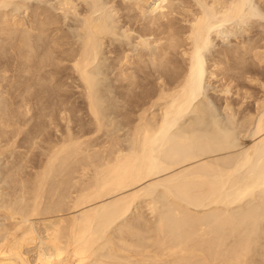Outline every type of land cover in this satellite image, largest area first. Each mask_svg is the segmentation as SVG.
Listing matches in <instances>:
<instances>
[{"label":"bare ground","instance_id":"1","mask_svg":"<svg viewBox=\"0 0 264 264\" xmlns=\"http://www.w3.org/2000/svg\"><path fill=\"white\" fill-rule=\"evenodd\" d=\"M50 1L56 13L50 11V6L49 9L41 6V2L45 5ZM172 1L37 0L34 10L29 13L32 6L29 0H0V9L13 5L14 11L21 10L36 18H32L29 24L24 18L17 17V11H0V33L9 38L3 40L14 45L17 43L19 50L16 53L12 51L15 47L6 44L7 51L11 46L12 57L4 59L6 55L2 53L0 57V65L4 67L0 68L3 70L0 75V163L17 150H14L16 143L31 141L37 144L38 132L33 128L41 121V115L57 116L58 121L65 122L64 132L60 130L61 135L56 134L57 139L51 141L48 148L42 147L46 158L43 160L44 156H39L42 162H39L37 171L33 167L36 172L31 178L24 176L28 153H23L27 156L26 162L23 157V162L16 166L8 159L0 168V181L3 182L0 183V264H264V224L261 220L264 202L242 213L228 210L229 205L254 195L258 189L264 190V95L262 100L259 98L254 114H242L245 116L241 117L242 127H245L242 129H245L244 133L247 131L244 136L250 135L253 143L246 146L242 157L236 159L233 155L219 156L233 150L234 135L230 129L228 132L218 129L216 111L206 104L208 96L205 91L206 85H213L212 78L219 74L217 70L220 72L224 68V60L231 61L230 56H237L240 50L242 52L237 57L240 64L237 65L236 59L232 58L237 65L232 66L241 71L236 69L235 72L227 67L229 73L227 75L225 69L224 77L229 81L226 85L223 83L221 91L229 93L230 82L233 84L238 76L234 78V75L244 72L241 69L245 67L243 62L247 59L246 64L249 63L246 53L251 48L257 49L256 40L257 46L253 44L254 47L247 43L251 39L235 42L241 47H236L239 51L234 50L236 54L230 56L227 51L232 46L227 44L226 49L222 46L219 54L225 57L221 55L223 59L209 58L206 52L217 37L245 35L256 26L257 31L258 27L261 28L257 34L263 41V21H255L254 17L264 18V1L195 0L191 6L188 3L187 6L179 5L184 11L177 16L182 15L181 19L188 22L184 27L178 25L179 32H174L179 30L178 26H173L177 30H171L174 25L173 20L170 23L171 15L168 16V13L172 14L171 8L168 13L161 11L163 7H172ZM175 2V6L178 5ZM124 12L133 21L137 14L145 21L147 13H154V17L150 14L152 17L149 20L146 17V20L151 23V29L156 26L162 31L164 28L160 42L155 39L158 38L154 35L156 32L152 33L155 37L151 34L157 31L155 28L150 34L145 30L150 26L144 28L147 34L141 30L143 34L138 35L140 31H134L131 24L128 26L122 19ZM140 16L139 19L136 17V22L137 19L141 21ZM70 19L74 26L68 28L69 34L64 26ZM53 23L57 26L52 35L51 31L50 34L46 31ZM132 30L137 33L136 37H133ZM150 35L154 41H150ZM116 40L125 41L124 46L133 43L134 50L138 48V51L139 47L149 51L151 42H157L162 46L161 50L168 53L171 44L169 49H176L175 53L170 51L169 54L175 55L177 47H181L182 54L181 50L177 51L183 55L185 60L181 58L186 65L181 71L171 73L170 70L178 66L172 69L170 66L175 62L167 54L168 57L160 54L164 63L159 61L160 66L152 68L156 73L148 71L142 77L147 79L148 75H155L160 79L155 89L147 91L156 99L152 98L149 108L138 113L133 125L129 121L133 127L130 139L121 140L113 133L109 140L105 139L106 143L102 141L95 148L96 142L91 143L92 134L83 138L72 126L71 112L77 108L75 103L67 102L70 93L63 88L68 82L63 77L72 79L77 83L75 86L81 88L88 115L96 126L94 131L99 133L106 128L107 119L102 112L101 75L110 59L108 55L114 54L113 47L109 46L115 44L116 49ZM136 50L137 55L133 58L138 57V60L145 56L141 50ZM122 54L121 64L128 65L126 69L134 73L135 59H131L127 50ZM151 61L152 65L158 62L155 57ZM114 63L109 61L108 65L112 67ZM8 65H13L15 70L8 76L14 82L6 81ZM126 72L125 75H131ZM136 76L134 73L133 77ZM260 83L264 84L263 81ZM137 84L139 89L142 88L143 85ZM131 90L134 96L141 93L134 87ZM231 103L226 97L222 108L228 122L234 125L238 112ZM154 106L158 109L151 110ZM41 126L37 124V130ZM255 155L259 158L257 163L252 161ZM246 166H250V173L237 184L235 174ZM155 194L160 196L159 199Z\"/></svg>","mask_w":264,"mask_h":264},{"label":"rangeland","instance_id":"2","mask_svg":"<svg viewBox=\"0 0 264 264\" xmlns=\"http://www.w3.org/2000/svg\"><path fill=\"white\" fill-rule=\"evenodd\" d=\"M37 1V0H36ZM36 1L35 0H29V2H31L30 4H32V6H30V8H31V10L29 9V13H31V11L32 10H34V7H33V5L34 4H36ZM172 1V0H171ZM174 1L175 0H173L172 2H173V5H172V7L171 6H166V7H163V8H161L162 10L161 11H165V13H168L170 10H169V8H171V11H172V14H171V12L170 13H168V16L169 15H171V16H169L170 17V23L172 22L173 23V21H174V25H171V27H172V29L171 30H173V29H175V30H177V29H179V30H177V31H174V32H179L180 31V26H182V27H184L186 24L188 25V22H184V20H182L181 19V17L180 16H182V15H179V16H177L179 13H183V11L184 10H182L181 8L182 7H180L181 5H184V6H187V5H189V6H191V4L193 3V4H195L194 3V1L195 0H176V4H178V5H176L175 6V4H174ZM178 1H180L179 3H178ZM181 1L182 2H184L185 4H181ZM186 1V2H185ZM255 1V0H254ZM256 1H259V2H261V3H263V1L264 0H256ZM27 2V1H26ZM49 2V1H48ZM47 2V3H48ZM53 2V1H52ZM45 3V2H44ZM186 3H188L187 5H186ZM191 3V4H190ZM260 3V4H261ZM166 4V3H165ZM192 4V5H193ZM46 5V6H45ZM45 5H43V3L41 2V6L42 7H46V8H48L49 6V8H52L53 7V4H51V1H50V4L48 3V4H46L45 3ZM180 5V6H179ZM12 6V7H11ZM8 9H5L7 12H12V13H15L16 11V15H18L17 17L19 18V17H22V18H24L29 24H30V22H31V19L33 18V19H36L35 17H32L31 15V17L30 16H27V14L26 13H24V11H18V10H16V11H14L15 9V6H13V5H11ZM35 6V5H34ZM52 6V7H51ZM178 6H179V8H178ZM264 6V5H263ZM173 7H175V9H176V12H174V8ZM48 8V9H49ZM172 8H173V10H172ZM10 9H11V11H10ZM3 10V11H2ZM4 9H0V11H2L3 13L4 12H6ZM13 10V11H12ZM24 10V9H23ZM55 11L54 13H56V10L54 9V8H52V9H50V11L53 13V11ZM123 11H125L126 13H127V11L126 10H124V8L122 9ZM122 10H121V14L123 15V12H122ZM158 11L160 10V9H157ZM167 10H169L168 12H167ZM178 10V11H177ZM158 11H156V12H158ZM179 11H182V12H179ZM23 12V13H22ZM124 12V17H122V19L124 18V20H126V24L129 26L130 24H131V29H137L136 31L138 32V31H140V33L138 32V35L139 34H143L142 32L143 31H141V30H144V28H147V26H150L151 25V23H149V22H147L148 20H149V17H152L151 15H153V17H154V13L153 14H149V13H147V15L148 16H146V17H148V20H146L147 18L145 17V21H143L142 20V16H140L139 14H137V16H138V19H139V16H140V18H141V21H139L138 19H137V22H136V17H134L135 18V21H133V18H128V17H126L125 16V13ZM133 12V11H132ZM131 12V13H132ZM136 12V11H135ZM174 12V13H173ZM1 13V12H0ZM8 13V15H11V14H9ZM2 14V13H1ZM0 14V17L2 16ZM23 14V15H22ZM136 14V13H135ZM133 15V14H132ZM172 15H173V18H172ZM176 15V16H175ZM174 17H176V19L174 18ZM30 18V19H29ZM126 18V19H125ZM178 18V19H177ZM180 18V19H179ZM255 18H257V19H255ZM259 16H256V17H254V20L256 21V20H261V22L264 24V18H259ZM131 20V22H130V20ZM143 19H144V17H143ZM0 20H2V18H0ZM164 21L165 20H167L166 18H164L163 19ZM173 20V21H172ZM128 21H129V24H128ZM132 21H133V23H132ZM178 23H177V22ZM183 21V22H182ZM39 22H41V20H39ZM74 21L73 20H67V22H66V25L64 26V28L68 31V33H69V29H70V27H71V25L72 24H70V23H73ZM144 22V23H143ZM137 23V24H136ZM142 23V24H141ZM186 23V24H185ZM54 24V23H53ZM74 24V23H73ZM184 24V25H183ZM51 26H52V24H50ZM49 25V31H46V32H48L49 34H50V31H51V34L53 35V32H54V30H55V28L54 27H56L57 26V24H54L52 27ZM141 25H142V27H141ZM146 25V26H145ZM178 25H180V26H178ZM72 26H74V25H72ZM144 26V27H143ZM152 26H155V25H152ZM173 26H178V27H176V28H174ZM48 27V26H47ZM51 27V28H50ZM136 27V28H135ZM69 28V29H68ZM141 28V29H140ZM153 28H155L157 31H155ZM152 29H151V26H150V29H149V27L147 28V29H145L146 31H148V33L150 34V32L151 31H153V32H151V34L153 33L154 34V32H156V34H154L155 36L156 35H158L157 37L158 38H155V39H159L161 36H164V31H163V29H162V27H161V29H162V31L160 30V28H159V30H158V28H156V26L155 27H153ZM51 29V30H50ZM53 29V30H52ZM139 29V30H138ZM256 29V30H255ZM259 29L261 30V28H259L258 27V31H259ZM132 30V31H133ZM134 30V31H135ZM144 30V31H145ZM134 31H133V37H136L137 36V33H134ZM145 31V33L144 34H147V32ZM163 32V35H162V33L161 32ZM254 31V32H253ZM258 31H257V26L255 27V28H253V30L250 32V33H244L245 35H242L243 33H239V34H237V36H236V34H234V36H233V34L232 35H221V36H219V37H217L216 38V40H215V42H214V44L209 48V50L206 52V56L207 57H209V58H213V56H217L218 58H222L223 59V55L222 54H219V51H222L223 50V47H224V49H226L227 47H228V45L229 46H232V48H233V46H235L233 49L232 48H230V47H228L229 49H228V51H227V53H228V56H230V55H234V54H236V53H234V50H237L238 48H240L241 47V45H240V43H239V45L237 44V43H235V42H238V41H241L242 39L243 40H250V42H252V44L250 43V42H247V41H245V42H247L248 44H250V45H252L253 46V44H255V42H254V40H256V42L258 43H256L258 46H259V48H258V46L257 47H255V48H257V49H254V48H251V51H249V53L251 52V55H250V57L248 56V54L246 53V56L248 57V64H246L247 62V59H246V61L245 62H243V63H245L244 65H245V67H242L241 69H243L242 71H244L245 72V70L244 69H246L248 72H238V73H234L233 74V72L232 71H230V74L232 73L233 75H234V78H235V76L236 75H238L237 77H236V80L234 79L233 80V84L230 82V86H232V87H230L229 86V88H231L230 89V91H229V93H225V92H222L221 91V88H223L224 87V85H226L227 83H228V81L225 79V74H224V71H225V69H226V72H227V75H228V73H229V68H231V69H237V68H235L234 66H232V65H235V66H237L238 64H240L239 62H237L238 61V59H237V57H238V54L240 53V51L239 50H237V51H239V53L237 52V51H235V52H237L238 54H237V56H233L232 58L233 59H236V62H237V65L236 64H234V63H236L235 62V60L234 61H232L233 59L231 58V56H230V59H231V61L230 60H228V59H225L224 61H225V64H224V70L222 69L220 72H219V70H217L218 72H217V74L219 75H217L216 77H214V78H212L213 79V81H212V84L213 85H206L205 86V91H206V93H207V96H208V101L206 102V104L209 106V107H211L214 111H216V116L215 117H217L216 118V120H217V126L218 127H220V128H218L219 130H221V128H223V130L225 129V131L226 132H228V130L230 129V131H231V133L234 135H232L230 132V134L233 136L232 137V146H233V150L231 151V152H229V153H221V154H219V156H222V155H233L236 159L237 158H240V157H242V155H243V151H244V149L246 148V146H249V144H252L253 143V138L249 135H247V137L246 136H244L246 133H247V131H246V133H244V131H245V129H242V128H245V127H242V124H243V117H245V116H247V114L248 113H255L256 112V110H257V102H259L260 101V99L262 100V96L264 95V90H263V87H264V84L262 85L260 82L261 81H263V83H264V55H263V53H264V36H263V38H261L263 41H261L260 39H259V37H258ZM159 32V33H158ZM264 32V31H263ZM2 33H4V32H2ZM172 33H173V31H172ZM260 33V32H259ZM70 34V33H69ZM152 34V35H153ZM175 34V33H174ZM173 34V35H174ZM242 36H241V35ZM247 34V35H246ZM152 35H150L152 38H151V40L150 41H154L155 39H154V37L152 36ZM241 37H240V36ZM7 35L6 34H4L3 36L1 35V33H0V37H4V38H2V39H0V48H2V49H0V57H1V53H2V55L4 54V55H6L5 56V58L4 59H11L10 57H12V54H11V52H10V49H11V46L14 48V50H12V51H18L19 52V50L16 48L17 46H16V44L17 43H15V45L14 44H11V43H9V42H7L6 40H3V39H5V38H8V36L6 37ZM175 36H177L176 34H175ZM227 36V37H226ZM50 38L52 39V37L50 36ZM49 38V39H50ZM239 38V39H238ZM50 39V40H51ZM163 39V38H162ZM8 40H9V38H8ZM259 40V41H258ZM3 41V42H2ZM5 41V42H4ZM163 42L165 41L164 39L162 40ZM122 41H117L116 40V44H117V46H116V49L114 48L115 47V44L114 45H112V46H109V47H113V49H112V51L114 52V56L110 53L109 55H108V59L109 60H107L108 61V63H109V61H111V63L113 64L114 62V65H112V67L111 66H109L108 65V63H107V65L105 66L106 68H104V73L101 75V81H102V84H101V89L103 90H101V92H103L102 94H103V96H102V98H103V103L104 104H102V112H104L103 114L105 115V122H106V128H107V130H106V128H104L103 130H101V131H99V133H97V132H95L94 131V129L96 128V126H95V124L91 121V117L88 115V112H87V109H86V105H85V103L83 102V96H82V94H80V90H81V88H77L76 86H75V84H77V83H74L73 81H72V79H69V78H67L66 76H64L63 78H64V80H67L68 82L65 84V85H63V88H65V89H67L68 91V93H70V97L68 98V100H67V102L70 104V101H71V103L72 104H74V106L77 108L76 109V111H74L73 113L71 112V114H72V118H73V122H72V126H74L73 128L79 133V135L81 136V137H83V138H86L87 137V134L91 137V134H92V139H91V143H93L94 144V141L96 142L95 144H97V145H95V146H97V147H95L93 144L91 145V146H94L95 148H98L101 144H100V142H102V141H104L105 142V139H108L109 140V137H111L112 135H110V134H116L117 136H120L121 137V140H128V139H130V136H131V133H132V130H133V127H132V125L134 124V122H136V119H137V116H138V113L139 112H141L144 108L146 109V107L147 108H149V105H150V103H152V100L154 99H156V98H154V96L155 95H150L147 91H150V90H152V89H155L157 86H158V82H159V80L160 79H157L156 78V76L155 75H148V78L147 79H144V78H142L144 75H145V73L146 72H150L151 73V71L152 72H154V73H156L155 71H154V69H155V67H157V66H160L159 65V63L160 62H162V63H164L163 61H161L162 60V57L163 56H161L160 54H162V55H166L169 59H171L172 61H174L175 63L172 65V66H170L172 69L174 68L173 66H178L176 69H174L173 71L172 70H170V72L171 73H175L176 71H181V68H182V66H185L186 64H184L185 62H184V57H183V55H181L182 57H183V59L181 58V56H180V51L178 52L177 50L179 49V50H181V54H182V49H180L179 47H177L178 49L176 50V54L179 56H177V55H175L174 53H175V49L173 48V50H171V49H169V48H172L171 47V44L170 43H168V44H170V47H168L167 48V50H168V53L166 52V51H164V50H161L162 49V46L161 45H157V42L155 43H152L151 42V45L152 46H150V50L149 51H145V50H143V49H141L140 47H139V49L142 51V53H143V55H145V56H143L141 59H138L137 60V58H133L132 56H134L135 57V55H137V52H135V50L136 51H138V48H136L135 50H134V48H133V43L131 44V45H128V44H126V46H124L123 45V43L125 42V41H123L122 43H121ZM158 42H160V39L158 40ZM171 42V41H170ZM261 42H262V44H261ZM4 44V46L6 45V44H11V46H9V51H7V48L8 47H6V48H4V46L2 47V45ZM51 44V46H54L52 43H50ZM50 44H48V45H50ZM119 44H121V47L123 48H121L120 47V45ZM154 44V45H153ZM228 44V45H227ZM236 45H238V46H236ZM254 45V46H255ZM120 48H119V47ZM131 46V48H129ZM158 48H157V47ZM223 46V47H222ZM227 46V47H226ZM253 46V47H254ZM125 47L127 48V49H125ZM158 50L159 48V50L158 51H155L156 49ZM236 47H238L237 49H236ZM51 49H54V47H50ZM110 48V49H111ZM119 48V49H118ZM183 48V47H182ZM221 48H222V50H221ZM3 49L5 50L4 52H3ZM57 49V48H56ZM55 49V50H56ZM121 49V50H120ZM219 49V50H218ZM233 51H232V50ZM124 50V51H123ZM125 50H127L128 52H129V55L132 57L131 59L132 60H136V61H138V62H136L135 60H134V62H135V76H136V74H137V76L136 77H133V74L134 73H132L133 72V70L130 72V70L131 69H129V70H127L128 69V65H126L127 66V69H126V66H124L123 64H121V62H122V60H121V57H123V56H121V55H124V54H122V53H124L125 52ZM130 50V51H129ZM131 50H133V51H131ZM139 50V51H140ZM217 50V51H216ZM231 50V52H232V54H231V52H229ZM17 51H16V53H17ZM41 51V50H40ZM117 51V52H116ZM138 51V52H139ZM144 51V52H143ZM151 51V52H150ZM170 51H173L174 53L172 54V52H171V54H169V52ZM216 51V52H215ZM252 51H253V53H252ZM9 52V53H8ZM121 52V53H120ZM130 52H132L131 54H133V55H131L130 54ZM162 52H164V53H162ZM166 52V53H165ZM218 52V53H217ZM242 52V51H241ZM260 52V55H258L257 53H259ZM7 53V54H6ZM116 53V54H115ZM153 53V55H151ZM156 53V54H155ZM215 53V54H214ZM230 53V54H229ZM234 53V54H233ZM255 53V54H254ZM261 53H262V55H261ZM54 54V53H53ZM107 54H108V52H107ZM117 54H118V56H117ZM119 54H120V56H119ZM159 56H158V55ZM217 54V55H216ZM10 55V56H9ZM50 55V54H49ZM48 55V56H49ZM111 55H112V57H111ZM117 56V58H118V60H117V58H116V56ZM171 55V56H170ZM173 55V56H172ZM175 55V56H174ZM218 55H222L221 57H219ZM255 55V56H254ZM256 55H258V56H256ZM51 56H52V54H51ZM54 57H55V61H56V56L55 55H53ZM147 56H148V58H147ZM160 56H161V59H160ZM263 56V57H262ZM146 57V58H145ZM153 57H155L156 58V61H158V62H154V63H156V64H153L152 65V61H151V58H153ZM159 57V58H158ZM171 57V58H170ZM259 57H261V58H259ZM130 58V57H129ZM150 58V59H149ZM166 58V57H165ZM167 58V59H168ZM174 58H176V59H174ZM225 58V57H224ZM23 59V58H22ZM146 59H147V61H146ZM263 61H262V60ZM121 60V61H120ZM163 60H164V57H163ZM209 60V59H208ZM226 60H228L227 61V63L229 64V65H227L226 66ZM240 60V59H239ZM139 61H141V62H139ZM160 61V62H159ZM165 61H166V59H165ZM178 61V62H177ZM182 61V65L180 64V62ZM229 61H230V63H229ZM262 61V62H261ZM120 62V63H119ZM187 62V61H186ZM234 62V63H233ZM12 63V62H11ZM140 63V64H139ZM177 63V64H176ZM211 63V62H210ZM122 66H121V65ZM137 64H139V66H137ZM148 66H147V65ZM179 64V65H178ZM231 64V65H230ZM111 65V64H110ZM151 65V66H150ZM156 65V66H155ZM241 65H242V63H241ZM243 65V66H244ZM246 65H247V67H246ZM9 66V65H8ZM108 66V67H107ZM120 66V67H119ZM153 66H154V69H152L153 68ZM231 66V67H230ZM5 67H7V66H5ZM121 67H123V69H121ZM140 67V68H139ZM141 67H142V69H141ZM227 67H228V69H227ZM234 67V68H233ZM238 67H240V66H238ZM250 67V68H249ZM0 68H2V65H0ZM107 68H109V69H107ZM112 68V69H111ZM116 68V69H115ZM117 68H119V69H117ZM138 68L140 69V70H138ZM213 68V67H212ZM2 69H4V67L2 68ZM2 69H0V71L2 72H0V75L1 74H3V70ZM125 69V70H124ZM8 70L9 71H7L8 72V75H7V72L5 73L6 74V76L8 77L10 74H12L13 72H15V70H13V65H10L9 66V68H8ZM137 70V71H136ZM228 70V71H227ZM235 70H233V71H235ZM237 70H239V68L237 69ZM237 70L235 71V72H237ZM120 71V72H119ZM121 71H127V72H129V73H127L126 72V74H131V75H125V73L124 72H121ZM223 71V72H222ZM239 71H241V70H239ZM250 71H253V72H250ZM256 71V72H255ZM11 72V73H10ZM107 72V73H106ZM119 73H120V75H119ZM124 74V76H123V74ZM222 73V74H221ZM242 73H244V74H242ZM247 73V74H246ZM256 73V74H255ZM258 73V74H257ZM224 74V75H223ZM240 74V75H239ZM222 75V76H221ZM259 76L260 78H257V76ZM11 76V75H10ZM125 76H128V77H125ZM134 78H132V77ZM119 77V78H118ZM218 77V78H217ZM256 77V78H255ZM126 80H125V79ZM256 80H255V79ZM12 78L10 77H8V79L6 80L7 82L9 81H12V82H14L13 81V79L11 80ZM103 79V80H102ZM117 79V80H116ZM129 79V80H128ZM258 79V80H257ZM261 79V80H260ZM227 82H226V81ZM103 81H104V83L105 84H103ZM131 81H132V83H131ZM217 81V82H216ZM76 82H78V81H76ZM133 82H135V83H133ZM141 82H143V84L141 83ZM18 82H16V84H17ZM137 83H140L141 84V86H142V88H140L139 89V84H137ZM223 83H224V85H223ZM226 83V84H225ZM129 84H131V85H129ZM232 84V85H231ZM104 85V86H103ZM127 85H128V87H127ZM135 86H136V88H135ZM138 86V87H137ZM216 86V87H215ZM218 86V87H217ZM222 86V87H221ZM8 87V86H7ZM68 87V88H67ZM134 87V89L136 90H139L141 93L140 94H138V95H135L134 96V93L132 92V88ZM221 87V88H220ZM142 89H144L143 91H142ZM220 89V90H219ZM128 90V91H127ZM78 91H79V93H78ZM138 91V92H139ZM73 93V94H72ZM128 93V94H127ZM133 93V94H132ZM149 94V95H148ZM151 97V98H150ZM156 97V96H155ZM228 98V100L229 101H231V102H233V103H231L232 105H233V107H236V111L238 112L237 113V122L236 123H234V125H232V124H230L229 122H228V120L226 119V116H225V113H224V111H223V108H222V104H223V101L225 102V98ZM74 98V99H73ZM153 98V99H152ZM260 98V99H259ZM257 99V100H256ZM263 99H264V96H263ZM83 106V107H82ZM83 109V110H82ZM156 109H158V106H154V107H152V109L151 110H156ZM105 110V111H104ZM253 110V111H252ZM69 111V110H68ZM67 111V112H68ZM80 111V112H79ZM82 111V112H81ZM248 111V112H247ZM148 112V111H147ZM106 113V114H105ZM148 113H150V109H149V112ZM253 113V114H254ZM81 114V115H80ZM242 114H245V116L243 115L242 116ZM249 115V114H248ZM136 116V117H135ZM49 117V118H48ZM51 117H52V119H51ZM242 117V118H241ZM129 119V120H128ZM41 121L40 122H36L35 124H36V126L33 128L34 130H35V128H36V131L38 132V135H37V137L38 138H40V139H38L37 137L35 138V141L37 142V144H39L40 143V145H38L39 146V149H38V146H37V144L35 145V144H33L31 141H21L20 143H16L15 144V146H14V150L15 149H17V150H15V152L13 151V153H14V155H13V153L8 157V158H3V160H1V163H0V168H3L4 166H2V165H5V163L7 162V160L9 159V160H13V162H15V163H13L14 165H16V166H18L17 164L19 163V164H21L22 162H23V160H24V158H25V161L24 162H26V155H27V153H28V157L27 158H29V161L27 160V162H26V168H25V170L27 169V172H26V174H25V172L23 173V175L26 177V178H31L35 173L34 172H36L37 170H38V168H39V162H40V164H41V162L42 161H40V160H42V158H40L39 156H44V151L42 152V150L41 149H43L44 150V148L46 147V148H48L47 147V145L48 144H50L51 145V141L53 142L54 140H56L57 138H55L57 135H61L60 134V132L62 131V133L64 132V130H65V122L64 121H62V120H57V116H56V118L55 117H53V116H50V115H41V119H40ZM49 120H53L52 122H49ZM79 120V121H78ZM83 120V121H82ZM134 120V121H133ZM57 121V122H56ZM91 121V122H90ZM129 121H131V122H133L132 123V125H131V122H129ZM79 122V123H78ZM107 122H108V126H107ZM55 123V124H54ZM85 123V124H84ZM92 123V124H91ZM245 123V122H244ZM37 124H41L42 126H41V128H40V130H37ZM52 124H54V125H52ZM56 124H58L59 126H57V127H59L58 128V131H56V129H57V127H56ZM80 124V125H79ZM94 124V125H93ZM84 127H83V126ZM87 125V126H86ZM30 126V125H29ZM45 126V127H44ZM244 126V125H243ZM95 127V128H94ZM225 127H227V128H225ZM83 128V129H82ZM217 129V130H218ZM43 132H42V131ZM46 130V131H45ZM48 130V131H47ZM61 130V131H60ZM79 130V131H78ZM82 130V131H81ZM89 130H90V132H89ZM222 130V131H223ZM244 130V131H243ZM81 131V132H80ZM95 133H94V132ZM225 131H223V132H225ZM48 132H49V134L51 135V137H52V139H51V137L50 136H48L49 134H48ZM91 132H93V133H91ZM115 132H117V133H115ZM44 133H45V136H43L44 135ZM52 133H53V135H52ZM84 133V134H83ZM244 133V134H243ZM57 134V135H56ZM113 134V135H114ZM42 135V137H39V136H41ZM55 135V136H54ZM84 135L86 136V137H84ZM58 136V137H59ZM88 136V137H89ZM46 137V138H45ZM48 137H50L49 139H48ZM48 141V140H50V142L48 143L46 140ZM97 141H96V140ZM41 141V142H39V141ZM94 140V141H93ZM108 140H106V141H108ZM44 141L45 142H47L46 144L44 143ZM127 142V141H126ZM41 143H42V145H41ZM106 143V142H105ZM108 143V142H107ZM17 145V146H16ZM45 145V146H44ZM99 145V146H98ZM41 146V147H40ZM49 146V145H48ZM25 147V148H24ZM32 147V148H31ZM34 147V148H33ZM42 147H44V148H42ZM26 149V151L24 150V149ZM30 148V149H29ZM21 151H20V150ZM33 149V150H32ZM30 150H31V152H30ZM29 151V152H28ZM33 151H34V153H33ZM23 153H25V154H23ZM33 153V154H32ZM42 153V154H41ZM18 156V157H17ZM42 156V157H43ZM24 157V158H23ZM19 158V159H18ZM21 158H22V160H21ZM38 158H39V160H38ZM46 157L44 156L43 157V160L45 159ZM252 161H253V163H257V162H259V158H258V156L257 155H255V156H253V159H252ZM27 163H28V165L29 164H31L30 166H28L27 165ZM23 164H25V163H23ZM29 167V168H28ZM31 167H32V169H31ZM33 167H35V169H36V171H35V169L33 168ZM13 168H15L16 169V167H14L13 166ZM34 169V170H33ZM1 170V169H0ZM2 170H4V169H2ZM14 170V169H13ZM29 170V171H28ZM32 171V172H31ZM250 171V166H246V167H244L243 169H241V170H239L238 172H236V174H235V179H237V184H239V183H241V182H243L244 180H245V178L248 176V174L250 173L249 172ZM27 174L29 175V177H27ZM32 174V175H31ZM1 177H2V174L0 175ZM31 176V177H30ZM0 177V178H1ZM2 181H0V183H1ZM1 184H3V182L1 183ZM4 185H7V184H4ZM74 189V188H73ZM72 189V190H73ZM75 190V189H74ZM155 197L157 198V199H159V195L158 194H155ZM264 202V190H260V189H258L255 193H254V195H248V196H246L241 202H236V203H233V204H231V205H229L228 206V210H229V212H232V213H235V214H237V213H242V212H245V211H247V209H250L252 206H255V205H258V204H260V203H263ZM262 220V222H263V224H264V217L261 219ZM264 227V226H263ZM263 232H264V230H263ZM263 242H264V239H263Z\"/></svg>","mask_w":264,"mask_h":264}]
</instances>
